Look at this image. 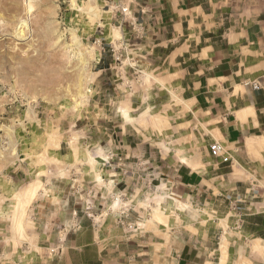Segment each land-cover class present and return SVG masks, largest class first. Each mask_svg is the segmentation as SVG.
I'll return each instance as SVG.
<instances>
[{
	"label": "rangeland",
	"instance_id": "1",
	"mask_svg": "<svg viewBox=\"0 0 264 264\" xmlns=\"http://www.w3.org/2000/svg\"><path fill=\"white\" fill-rule=\"evenodd\" d=\"M123 1L0 0V264H264V166L209 152L241 87L214 98Z\"/></svg>",
	"mask_w": 264,
	"mask_h": 264
},
{
	"label": "crops",
	"instance_id": "2",
	"mask_svg": "<svg viewBox=\"0 0 264 264\" xmlns=\"http://www.w3.org/2000/svg\"><path fill=\"white\" fill-rule=\"evenodd\" d=\"M124 3H130L133 10L142 13L144 25L156 22V28L163 29L152 37L157 40L153 46L170 48L166 55L180 64L181 70L195 71L197 85L214 91V98L217 92L225 91L222 99H229L234 88L241 87L237 100H230L238 105L222 114L220 133L229 145L228 157L240 158L237 168L230 169V181L246 182L249 167L264 166V2L129 0ZM235 6L242 8L236 17L224 18L223 12ZM220 7L226 10L222 12ZM250 144L258 150L260 158H249ZM194 172L198 181L204 180L203 171Z\"/></svg>",
	"mask_w": 264,
	"mask_h": 264
},
{
	"label": "built area",
	"instance_id": "3",
	"mask_svg": "<svg viewBox=\"0 0 264 264\" xmlns=\"http://www.w3.org/2000/svg\"><path fill=\"white\" fill-rule=\"evenodd\" d=\"M126 10V8H122V11L124 12ZM209 152L211 154V156L213 157H219L221 158L223 161L228 160V153L226 152V150H224V147L218 143V142H212L209 145Z\"/></svg>",
	"mask_w": 264,
	"mask_h": 264
},
{
	"label": "bare ground",
	"instance_id": "4",
	"mask_svg": "<svg viewBox=\"0 0 264 264\" xmlns=\"http://www.w3.org/2000/svg\"><path fill=\"white\" fill-rule=\"evenodd\" d=\"M32 7V4L30 3V2H28V4H27V6H26V8L27 9H30ZM26 10V9H25ZM26 12V11H25ZM21 21V23H20V25H19V27L18 28H16V35H18V36H22L21 35V26L23 25L24 27H27V22H26V20H20ZM2 22L3 23H8V20H2ZM1 28V27H0ZM240 115H242V114H240ZM243 118V116H240V119H242ZM251 145V144H250Z\"/></svg>",
	"mask_w": 264,
	"mask_h": 264
}]
</instances>
